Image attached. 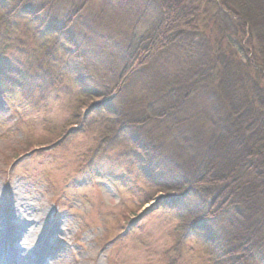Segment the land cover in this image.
<instances>
[{"label": "trees", "instance_id": "1", "mask_svg": "<svg viewBox=\"0 0 264 264\" xmlns=\"http://www.w3.org/2000/svg\"><path fill=\"white\" fill-rule=\"evenodd\" d=\"M43 1L20 0L12 8L0 3L12 21L29 18L38 38H55L50 57L67 50L68 61L46 69L37 57L33 66L21 65L25 50L11 48L15 40L9 34L16 28L0 29V91L18 95L19 107L34 109L43 88L39 84L47 83L45 88L56 82L55 72L66 71L73 77L75 97L87 104L83 112L73 108V120L58 138L94 129L101 134L80 173L124 176L126 189L133 178L145 200L147 189L162 193L156 207L179 223V247L203 246L208 264H264V0H161L158 25L144 39L135 38L129 46L127 41V54L115 43L120 36L103 41L95 31L101 22L96 17L87 26L91 47H85L79 33L87 4L68 12L56 0ZM56 8L68 13L59 19ZM202 28L209 46L202 50L217 46L212 55L201 57L203 65L197 59L188 63L173 85L160 78V71L157 82L138 78L156 61L163 62L175 43L187 55L196 54L188 40L200 37ZM154 87L161 89L153 94ZM190 96L207 98L215 115L180 122V109L195 105ZM169 143L177 147L171 162ZM104 170L109 173L102 175Z\"/></svg>", "mask_w": 264, "mask_h": 264}, {"label": "rangeland", "instance_id": "2", "mask_svg": "<svg viewBox=\"0 0 264 264\" xmlns=\"http://www.w3.org/2000/svg\"><path fill=\"white\" fill-rule=\"evenodd\" d=\"M1 1L12 8L20 0ZM46 1L52 0L43 2ZM55 3L68 12L72 6L82 9L87 4L82 19L85 27L79 33L86 48L91 47L87 26L92 25L96 17L101 22L95 31L102 34L103 41L109 42L104 39L106 37L113 39L115 35L112 34L120 36L115 43L122 47L120 53L127 54L124 46L127 41L129 46L135 38L144 39L158 25L161 0H137L135 3L56 0ZM58 8L54 12L56 17L66 16L68 12ZM214 11L213 6L209 11L211 16ZM7 14L0 3L1 31L10 27L8 31L14 25L16 32H9L15 40L11 48L25 50L20 58L21 65L33 66L37 57L46 69L55 67L58 61H68L67 50L57 51L56 58L50 57L56 48L55 38H38L29 18L12 21L13 17ZM202 30L199 29L200 37L195 41L188 40L198 49L196 54L190 52L194 57L175 43L164 53L163 62L156 61L142 70L138 78L144 82L156 80L160 71V78L173 85L175 74L181 75L188 63L197 59L203 65L201 57L212 55L217 46L203 51L209 46L207 38L202 37ZM210 39L215 44L214 38ZM200 44L203 47L200 48ZM176 46L179 49H175ZM212 74L215 77L217 70ZM55 76V83H48L45 88L47 83L39 84L44 89L37 93L38 103L34 109L19 107L18 95L9 92L6 97L0 91V264H208L203 246L191 242L179 247L180 236L176 232L179 223L171 213L156 207L162 193L147 189L143 194L149 200H145L133 178L127 183L130 189H126L122 183L124 176H104L103 173H109L106 169L103 176L80 173L85 158L95 150L101 134L94 129L58 138L64 132L62 127L73 120V108L79 106V111L83 112L87 100L75 97L77 89L72 85L73 77L66 71L60 75L55 72ZM132 85L136 86L135 79ZM156 89L161 88L154 87L153 94ZM199 96L188 99L196 107L180 109V122L215 115L210 113L213 110L210 101L206 97L203 101ZM173 131L172 134H177L178 130ZM37 144L44 147L33 150ZM166 151L170 162L177 157L176 145L169 143Z\"/></svg>", "mask_w": 264, "mask_h": 264}]
</instances>
